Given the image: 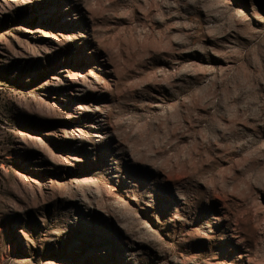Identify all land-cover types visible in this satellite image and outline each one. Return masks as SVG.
<instances>
[{
    "label": "rangeland",
    "instance_id": "1",
    "mask_svg": "<svg viewBox=\"0 0 264 264\" xmlns=\"http://www.w3.org/2000/svg\"><path fill=\"white\" fill-rule=\"evenodd\" d=\"M0 264H264V0H0Z\"/></svg>",
    "mask_w": 264,
    "mask_h": 264
}]
</instances>
